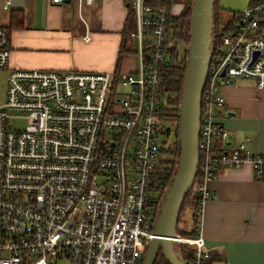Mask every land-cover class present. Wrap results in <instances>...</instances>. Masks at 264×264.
Here are the masks:
<instances>
[{
    "label": "built area",
    "instance_id": "obj_1",
    "mask_svg": "<svg viewBox=\"0 0 264 264\" xmlns=\"http://www.w3.org/2000/svg\"><path fill=\"white\" fill-rule=\"evenodd\" d=\"M124 1L135 74L11 68L10 32L0 27V70L8 71L0 105V264H143L161 208L153 179L163 138L179 125L163 116L161 91L178 0ZM210 52L194 185L198 236L176 238L195 246L188 262L179 252L183 264H202L210 254L201 236L209 182L246 164L264 178V155L250 150V139L232 144L218 122L223 87L251 80L264 89V0L213 31Z\"/></svg>",
    "mask_w": 264,
    "mask_h": 264
},
{
    "label": "crops",
    "instance_id": "obj_2",
    "mask_svg": "<svg viewBox=\"0 0 264 264\" xmlns=\"http://www.w3.org/2000/svg\"><path fill=\"white\" fill-rule=\"evenodd\" d=\"M6 2L0 0V27L23 17L10 31L11 68L135 74L139 60L126 47L132 20L124 0H10L5 9ZM220 93L226 105L218 122L231 143L250 139V150L264 155V89L238 80ZM208 190L213 198L204 206L201 236L216 256L212 264H264V178L250 164L222 169Z\"/></svg>",
    "mask_w": 264,
    "mask_h": 264
},
{
    "label": "water",
    "instance_id": "obj_3",
    "mask_svg": "<svg viewBox=\"0 0 264 264\" xmlns=\"http://www.w3.org/2000/svg\"><path fill=\"white\" fill-rule=\"evenodd\" d=\"M217 0H194L191 40L180 105V159L176 175L161 205L156 236L143 264H154L162 252L169 264H183L176 250L182 204L193 189L198 167V140L202 94L211 58L214 9Z\"/></svg>",
    "mask_w": 264,
    "mask_h": 264
},
{
    "label": "trees",
    "instance_id": "obj_4",
    "mask_svg": "<svg viewBox=\"0 0 264 264\" xmlns=\"http://www.w3.org/2000/svg\"><path fill=\"white\" fill-rule=\"evenodd\" d=\"M178 3H183L185 8L182 13L170 20V38L171 44L168 49V61L164 66L162 77L161 91L165 98V107L163 116L169 121L180 120V105L185 82L186 67L189 58V48L191 40V19L194 0H178ZM218 5V0L215 6ZM19 15V14H18ZM22 14L18 17L12 16L11 25L7 30L10 32L13 28L22 25ZM214 29L220 27V14H214ZM183 46V54L179 51V46ZM171 133L175 134V141L163 143L161 149V157L158 167L154 173L153 190L156 194L157 207L161 206L165 200L172 181L176 175L179 159H180V128L179 125L173 130H168V137ZM195 184H198V174L196 175ZM200 208V198L196 192V187L187 194L184 203L182 204L177 234L186 237L194 238L198 236L197 226L199 224V216L197 211ZM190 216L191 223L187 226V216ZM176 250H179L184 261L188 262L193 258L195 246L190 244H178ZM216 260V256L212 253L202 261V264H212ZM154 264H169L163 253L161 252Z\"/></svg>",
    "mask_w": 264,
    "mask_h": 264
},
{
    "label": "rangeland",
    "instance_id": "obj_5",
    "mask_svg": "<svg viewBox=\"0 0 264 264\" xmlns=\"http://www.w3.org/2000/svg\"><path fill=\"white\" fill-rule=\"evenodd\" d=\"M252 0H218V5L215 6L214 14L217 16L220 14V26L222 28L230 26L234 22V13L243 12L249 8ZM173 12L178 16L182 13L185 8L183 3H177L173 7ZM179 51L181 55L183 54V46H179ZM133 53L127 54L129 57ZM237 82V81H236ZM6 91H7V77L5 71L0 70V105L4 103L6 99ZM20 127L25 126V121L20 120L16 123ZM175 141V134L171 133L169 137L163 138V142L170 143ZM188 224L191 223V218L188 215L187 219ZM58 264H68L66 261L59 262Z\"/></svg>",
    "mask_w": 264,
    "mask_h": 264
}]
</instances>
